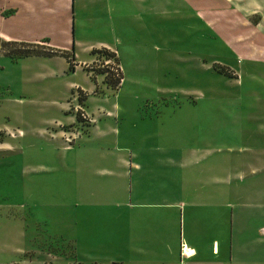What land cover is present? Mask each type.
Here are the masks:
<instances>
[{"label": "crops", "instance_id": "0c3cea01", "mask_svg": "<svg viewBox=\"0 0 264 264\" xmlns=\"http://www.w3.org/2000/svg\"><path fill=\"white\" fill-rule=\"evenodd\" d=\"M224 12L229 19L226 0H0V41L74 52L75 70L70 71L64 57L12 60L1 48L0 60L8 59L17 66L30 60L45 66L48 75L56 79H67L77 72L85 75L81 86L69 84V79L66 83L73 101L75 90L87 93L83 109L92 118L88 134L76 141L69 139L71 143L63 140L53 148L56 155L45 158L48 163L28 169L33 174L52 176L58 165L64 166L66 199L76 212L74 216L71 210L70 224L78 228L76 231L82 228V244L79 232H57L55 237L73 242L77 255L84 260L95 264H261L256 241L261 240L264 225L262 217L252 213L258 210L257 205H247L246 199L264 193L242 184L233 187L220 177L230 171V160H226L222 151L225 145L221 148L220 140L212 146L201 141L191 143L188 137L182 140L178 132L192 135L196 129L203 131L194 119H176L171 125L162 117L165 109L177 116V99L196 105L199 96L160 88L168 76L162 68L170 62L169 47L161 50L149 43L153 37L168 42L170 20H177V13L195 14L207 28L214 29L215 17ZM171 31L175 34V27ZM149 48L164 52L157 56L163 65L155 63V55L143 51ZM105 49L116 55L123 74L116 92L129 79L124 63L129 55L137 72L144 75L145 89L153 92L154 96L144 97L146 105H138L129 119L124 116L127 111L117 105L93 110L87 107L98 97L97 87L108 90L104 75L95 76V85L93 72L88 71L96 61L93 52ZM171 57L178 62L177 55ZM241 79L233 80L240 83ZM68 114L65 125H82L75 111ZM57 135L65 136L64 132ZM230 150L227 148L228 153ZM260 156L264 157V152ZM200 164L204 166L181 178L182 198L177 199V167L192 169ZM239 175L236 181L241 183L243 175ZM27 212L28 206L21 205V240L25 244Z\"/></svg>", "mask_w": 264, "mask_h": 264}, {"label": "rangeland", "instance_id": "374dc122", "mask_svg": "<svg viewBox=\"0 0 264 264\" xmlns=\"http://www.w3.org/2000/svg\"><path fill=\"white\" fill-rule=\"evenodd\" d=\"M226 1L229 2L230 18H225L228 12L219 14L213 21L214 29L207 28L195 14L177 13V20H170L168 42L156 37L150 39L149 43L161 50L169 47L170 62L162 68L168 76L160 88L199 96L196 105L177 99V116L165 109L162 117L171 125L176 119L177 122L182 118L194 119L203 131L196 129L192 135L178 132L182 140L188 137L191 143L201 141L207 146L220 140V147L225 145L222 149L224 156L230 160V171L220 177L229 180L233 187L242 184L247 189L264 193V163H261L264 157L260 156L264 152V131L261 130V127L264 130V0ZM173 27L175 34L171 31ZM228 42L235 47L229 46ZM236 47L243 51L237 52ZM0 48L3 49L1 44ZM143 51L155 55V63L163 65L157 56L164 52H155L152 48ZM172 55H177L178 62ZM238 56L241 57L237 59ZM131 60L132 55L124 58L129 75L126 84L118 92L97 87L98 97L88 103L89 109L117 105L127 111L124 116L129 119L135 115L138 105H146L144 97L153 95V92L145 89L148 87L144 75L140 76ZM142 60L148 61L147 58ZM27 61L23 60L17 66L8 59L0 60V264H95L77 255L73 242L55 237L57 232L63 235L79 232V240L83 235L81 227L76 231L78 228L70 224L72 209L66 199L64 166L58 165V171L52 176L37 175L28 170L37 167L38 163H48L45 158L55 156L53 148L63 140L71 143L69 139L76 141L88 134L87 127L92 118L83 109L87 102L79 100L86 99L87 93L75 90L73 101L68 89L71 83L81 86L85 75L77 72L67 79H56L48 75L49 69L45 66ZM90 69H93V76H97L98 71H107L105 83L112 79L110 76H114L119 67L114 59L97 56ZM241 77L240 83L233 80ZM135 79L138 82H134ZM103 96L108 99L103 100ZM180 106L184 108L181 110ZM74 111L83 126L81 123L65 125L70 117L68 112ZM59 132H64L65 136L60 137ZM227 148H232L230 153ZM203 166L177 167V199L182 198L181 178ZM239 173V176L243 175L241 183L236 181ZM35 181L39 184L35 185ZM23 204L30 209V213L27 212L26 244L21 240ZM246 204L257 205L258 210H252V213L259 214L264 225V194L252 195L246 199ZM75 213L73 208L74 216ZM39 223H42L40 227ZM259 237L261 240L256 241V250L261 255V264H264V228ZM84 245L89 247L86 243Z\"/></svg>", "mask_w": 264, "mask_h": 264}, {"label": "trees", "instance_id": "16d2710c", "mask_svg": "<svg viewBox=\"0 0 264 264\" xmlns=\"http://www.w3.org/2000/svg\"><path fill=\"white\" fill-rule=\"evenodd\" d=\"M0 44L3 50L6 52L7 56H9L12 60H18V59L32 57V56L64 57L67 59L68 63L70 64V71L75 70L74 52L61 51V50H56V49H51V48L46 49L40 45H31V44H25V43H13V42L7 43V42L0 41ZM36 50H43V51L46 50V51L42 52V51H36ZM93 54L97 56H104L107 60L114 59L116 64L118 65L116 55L106 49L101 50V51H94ZM88 71L89 73L91 72L90 69H88ZM118 71H119L118 75H116V73L114 74L115 77L112 76L111 74H110L111 76L107 75V76L112 77V79H107V81L105 82L107 89H110L113 91H116L119 89L122 83V80H123V74H122L120 67ZM105 73L109 74L107 71H103V72L98 71L97 75H105ZM222 74H224L223 70H222ZM91 78L93 81H95V76L91 75ZM79 100L81 102L82 101L84 102L86 99L79 98ZM78 120H80L79 116H78Z\"/></svg>", "mask_w": 264, "mask_h": 264}, {"label": "built area", "instance_id": "2783aa9c", "mask_svg": "<svg viewBox=\"0 0 264 264\" xmlns=\"http://www.w3.org/2000/svg\"><path fill=\"white\" fill-rule=\"evenodd\" d=\"M115 72L118 73V70H116Z\"/></svg>", "mask_w": 264, "mask_h": 264}]
</instances>
